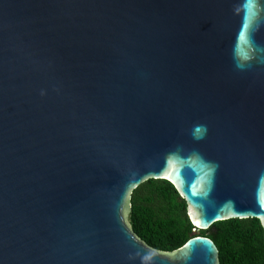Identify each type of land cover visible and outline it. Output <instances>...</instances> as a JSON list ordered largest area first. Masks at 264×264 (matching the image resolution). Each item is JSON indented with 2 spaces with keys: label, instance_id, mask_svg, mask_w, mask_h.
<instances>
[{
  "label": "water",
  "instance_id": "obj_1",
  "mask_svg": "<svg viewBox=\"0 0 264 264\" xmlns=\"http://www.w3.org/2000/svg\"><path fill=\"white\" fill-rule=\"evenodd\" d=\"M148 179L173 252L127 222ZM232 218L264 231V0H0V264H219Z\"/></svg>",
  "mask_w": 264,
  "mask_h": 264
},
{
  "label": "trees",
  "instance_id": "obj_2",
  "mask_svg": "<svg viewBox=\"0 0 264 264\" xmlns=\"http://www.w3.org/2000/svg\"><path fill=\"white\" fill-rule=\"evenodd\" d=\"M127 222L143 243L161 252L181 247L195 229L185 200L165 179H148L130 196ZM197 234L211 238L219 264H264V231L257 218H232L213 223Z\"/></svg>",
  "mask_w": 264,
  "mask_h": 264
}]
</instances>
